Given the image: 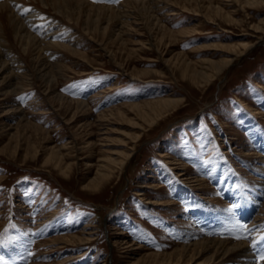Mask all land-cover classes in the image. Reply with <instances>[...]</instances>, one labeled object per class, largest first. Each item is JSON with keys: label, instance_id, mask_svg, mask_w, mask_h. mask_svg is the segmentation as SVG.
Segmentation results:
<instances>
[{"label": "rangeland", "instance_id": "obj_1", "mask_svg": "<svg viewBox=\"0 0 264 264\" xmlns=\"http://www.w3.org/2000/svg\"><path fill=\"white\" fill-rule=\"evenodd\" d=\"M90 1L117 5L124 0ZM199 2V13L192 10L195 2L184 10L174 4L178 14L168 13L171 6L157 8L166 31L151 20L129 18L117 20L104 36L85 32L37 2L35 10H41L45 23L34 21L32 31L43 36L44 27L51 24V31L76 50L58 49L50 57L63 66L53 68L57 83L48 93L44 79L23 73L32 72V62L14 37L0 34L5 58L23 65L16 83L24 87L0 100V264H187L156 263L150 253H176L182 244L203 235L234 240L239 236L248 241L254 261L261 264L258 250H264L260 239L264 219L256 220L255 215L264 199L258 184L264 158V39L258 40L262 31L252 25L264 19V2L220 0L234 20L213 12L212 21L208 1ZM30 7L18 3L15 10L23 17L28 14L23 9ZM181 27L196 31L187 34L179 31ZM151 35L156 45L149 43ZM239 41L257 43L226 70L200 84L192 75L193 65L202 67L209 58L232 55L228 45ZM184 60L193 64L185 73ZM28 81L32 84H24ZM7 85L4 88H12ZM57 91L86 99L88 104L83 109L59 106L49 97ZM157 96H175L180 101L153 124L125 105ZM116 105L122 106L123 113L113 110L112 115H101ZM137 132L139 138L133 136ZM71 140L67 149L73 150L76 143L78 156L71 151L60 158L62 162L55 161L59 154L51 151L59 152ZM86 140L91 144L86 146ZM132 144L130 160L105 186L87 185L93 181L96 163L104 158L102 151L113 154ZM247 150L259 152L260 157ZM171 157L186 162L185 174H179L181 169ZM63 161L71 167L64 170ZM193 175L204 181L198 184ZM148 182L164 185L158 189L143 185ZM139 188L147 194L139 195ZM149 197L174 202L157 205L148 202ZM84 228L94 230L84 244L50 241ZM116 238L128 242L115 244ZM199 260L188 264H240L229 256Z\"/></svg>", "mask_w": 264, "mask_h": 264}, {"label": "bare ground", "instance_id": "obj_2", "mask_svg": "<svg viewBox=\"0 0 264 264\" xmlns=\"http://www.w3.org/2000/svg\"><path fill=\"white\" fill-rule=\"evenodd\" d=\"M31 1L35 2V4L38 2L42 4L44 7L50 8L54 12L58 14H62L63 16L67 18V20L72 21L73 23L82 27L85 30V32L89 34H93L94 36H97V35L100 36L101 34H103L104 36L106 33L110 31V28L112 27L113 24L117 22V20L120 22V21H123V19L129 20V18H134L138 20L141 19L140 20L141 22H146V23L151 20L153 21L152 23L155 25V27L159 28V30L166 31L168 27L164 24V22H162L161 19L157 17V13H156L157 11L156 9L162 8L163 6L164 7L171 6V9H169L168 11L169 14L170 13L178 14L179 11L177 10V8H175L174 4L181 5L182 10H184V8L186 9L187 7H189L188 5L191 4V2L193 3L195 2L194 3L195 7L192 8V10H195L194 11L195 13H199L200 11V8L198 7L200 5L199 0H124L123 2L117 5L95 3L90 0H6V1L0 2V34L7 37L6 32L10 33V35L14 37L15 39L14 41H16L17 44H19L21 50L28 57H30L31 62H32L30 64V68H32V72L24 71L23 73L26 75L27 74L31 75L33 77L38 76L44 79L45 84H46L47 93L50 90H53V88L55 87V84L57 83V78L55 77V70L53 68L59 67L60 69L63 66L62 65L63 63H59L60 61L59 62L50 61V57L56 52H58L57 51L58 49L70 50L73 52L76 50L72 48L74 46L71 47L68 44L69 40L67 42L65 41L66 38L63 40L64 37H61V36L59 37V34L55 35L54 34L55 32L53 33V31H51L52 29L51 24H49L48 26L46 25L44 27V31L46 32L44 33L43 36L42 35L38 36L37 35L38 33L36 34L32 31L33 30L32 28L35 25L34 21L42 22L44 18H42L43 14L41 15V13H39V11L41 10L39 11L35 10V9H38L37 7H39L40 4L38 6L37 4L33 6L31 4ZM207 1L208 3L206 6L210 8L209 9L210 18L208 17L210 21L215 20V18L211 16L213 12H216L218 14H223L229 20H234L230 10H225V8L220 4L219 2L220 0H207ZM236 1L240 3L244 2V0H240V1L236 0ZM245 1L250 4L261 2V1L264 2V0H245ZM18 3H23L24 6L30 5L31 6L30 8L33 11H30L28 12L27 15L21 17L18 14L17 9L15 10V6ZM105 22L106 24L102 25V23H105ZM43 23H45V21H43L42 24ZM68 26L71 27V25H68ZM121 26L122 25L118 27L119 30H117L118 31L117 34L121 30ZM252 26L256 29V31H262V33L258 35V40L260 41L263 40L264 39V19L261 22L254 24ZM179 31L185 32L188 34L189 32L196 31V29L195 28L189 29L187 27H181L179 28ZM77 32L79 33V31ZM191 34L193 33H190V35ZM65 36L67 35L65 34ZM109 38H111V36ZM149 41H150L149 42L150 44L156 45L157 39L155 35L154 36L151 35V38L149 39ZM256 43L257 42H247V41H239L237 43L231 42L228 46H230L229 47L230 54L232 55H228L220 60L209 58L205 60L206 64L203 65L202 67L193 65L192 61L184 60L182 63L184 73L188 70V67L193 65V68L191 69L192 75L194 77H198L197 80L200 84H204L207 81L211 80L214 76H216L220 72H223L224 70H226L229 66L232 65V63L237 58L246 54L249 51V48H252V46H254ZM7 48L9 49L8 46ZM21 67H23L22 64L15 65L14 59L10 60L9 58L8 59L5 58V52L1 50L0 48V79H1L0 89L2 90L0 91V94L2 96L0 100L5 99V97L9 96L10 93L19 92L24 88V87L22 88V85H23L22 82H20L21 84L16 83L18 82L17 80L18 78H22V75H18L19 72H17L18 69H20ZM131 78H136V77L132 74ZM28 82H25L24 84L26 85L32 84V82H29V83ZM5 84H8L7 86H11L12 88H4ZM49 97L50 99L54 98V102L57 101L59 106L67 107V108L72 107L73 105L76 108L83 109V108H86V105L88 104V100L86 99L69 98L68 96L61 93L60 91H57L56 93L54 92V94L49 95ZM179 101H180V98L175 97V96H157L154 98H149V99L146 98L140 101H132L130 103H126V104L124 103V104L129 106L130 109L134 108V110L137 111V115L141 116L147 124H153L165 112L177 106ZM121 105H116L115 107H109L107 110L103 111L101 115L104 116L107 112L111 114L113 113V110L114 111L117 110L123 113L124 110ZM20 109L21 107L17 104L16 110L19 111ZM74 111L75 112L72 115L73 117L75 116L78 110L76 109ZM6 113L7 112H5V114ZM71 121H73V119ZM144 121L141 123L139 122L140 123L139 125H141V127H144V124H145ZM33 125L40 128L38 124H33ZM88 125H90V123L85 124V126H88ZM133 136L135 138L136 137L139 138L140 132H137V134ZM68 142H72V140L67 141L66 143L62 144V146L59 147V149H57L59 152H57L56 149L51 151V154H54V155L59 154L58 157L60 156L59 158L57 157L55 161L60 162L61 161L60 158H62L66 154L69 155V153H72L71 151H74V154L72 155H74L75 157L78 156L80 146H77L76 143H72V146L74 147V149L70 150V149H67L70 146L68 145ZM85 142L87 143V144L85 143L86 146L91 144L90 140H86ZM134 148H135V144H132L130 146H126L122 150H118L114 152L113 154L112 153L107 154L105 153V151H102L104 158H102L101 161L96 163L97 169L95 171V176L93 177V181L91 183L90 182L87 183V185L93 186L96 189L98 188L101 189L103 186H105L106 183L109 182L114 177L116 172L121 171L125 167V165L128 163V161L130 160L133 154ZM61 149H65L66 152L62 151ZM246 153L260 157L259 152H257L256 154L252 150H247ZM166 156L170 157L169 155H166ZM170 161L172 163H175L176 164L175 166L181 169L179 171V174H185V172L182 170V169L187 168L186 162L184 160H181L180 158L176 159L175 157L173 158L171 157ZM260 161L262 162L261 167H262L263 173H261L262 175L260 178L261 180L259 181L258 184L260 185L261 188L264 189V158L261 159ZM87 164L92 165L91 163H88V162ZM62 167L64 168V170H66L71 167V164L70 162L66 163V161L65 162L63 161ZM192 177H194L192 178L193 180L198 181V184L199 183L201 184L204 181L203 180L204 178H201L198 175H193ZM143 185L158 189L162 187L164 184L162 182H148ZM137 190L138 191L136 192L139 195L147 194V191L143 188H139ZM148 202L157 204V205H171L173 204L174 200L172 198L163 199V198L149 197ZM255 219L256 220L262 219V221L264 219V199L261 202L260 210L255 215ZM93 234H94L93 229L87 230L84 228L79 233L68 232L67 234H64L60 238L52 237L50 238V241L51 243L66 242L67 244H72V245L76 243L84 244V242H87L92 239ZM117 240H121V239L116 238V240L114 241L115 244ZM123 240L124 239L118 242L119 245L124 242H128L127 240L123 242ZM63 245L64 244H61L59 246H63ZM250 246L251 245L248 243V241L244 239L234 240L230 238L210 237V236L203 235V237H201L200 239L198 238L197 240L182 244L180 248L176 250V253H174L175 251L163 252V253L152 252L150 253V255L151 257H153V262H156V263H161V262L179 263L181 261H187L188 263H191L194 260H198V259H200L199 261H211L217 258H225L229 256L230 258H233L239 261L240 264H257L258 262L254 261L252 248ZM135 247L140 248L142 246L137 245ZM123 251L127 253L128 249L127 250L125 249ZM30 264H42V263L31 261ZM123 264H130V263L123 261ZM261 264H264V262L261 261Z\"/></svg>", "mask_w": 264, "mask_h": 264}, {"label": "snow or ice", "instance_id": "obj_3", "mask_svg": "<svg viewBox=\"0 0 264 264\" xmlns=\"http://www.w3.org/2000/svg\"><path fill=\"white\" fill-rule=\"evenodd\" d=\"M30 11H33V10L31 8H24L23 9L24 13H27V12H30ZM236 238L240 239L241 237L238 236ZM260 239L264 240V236H261ZM253 247H255V245H253ZM258 259H259V261L264 262V250H258Z\"/></svg>", "mask_w": 264, "mask_h": 264}]
</instances>
